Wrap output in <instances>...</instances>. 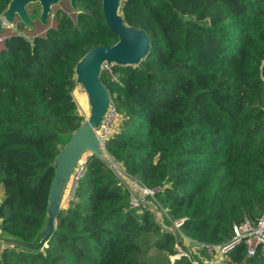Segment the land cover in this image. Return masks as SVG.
Instances as JSON below:
<instances>
[{"label": "trees", "instance_id": "1", "mask_svg": "<svg viewBox=\"0 0 264 264\" xmlns=\"http://www.w3.org/2000/svg\"><path fill=\"white\" fill-rule=\"evenodd\" d=\"M8 1L0 0V13ZM81 2L76 18L59 11L42 35L2 40L4 236L30 242L41 229L54 158L86 118L72 95L75 64L118 41L101 0ZM122 13L150 47L138 65L102 73L118 120L104 156L154 190L148 200L168 215L133 206L112 163L89 153L47 244L38 251L5 244L0 264H152L141 257L150 240L170 256L183 246L179 220L204 247L197 263L184 254L172 264H264L243 241L222 262L206 249L264 212V0H123Z\"/></svg>", "mask_w": 264, "mask_h": 264}, {"label": "water", "instance_id": "2", "mask_svg": "<svg viewBox=\"0 0 264 264\" xmlns=\"http://www.w3.org/2000/svg\"><path fill=\"white\" fill-rule=\"evenodd\" d=\"M60 0H10L0 13V26L11 25L17 16L27 29L33 30L34 23L25 6L38 3L41 6L39 20L47 25L52 7ZM75 13L79 12L77 0H69ZM123 0H101L105 24L117 35L118 41L111 45H99L88 50L75 64V83L87 95L89 115L72 132L53 161L54 175L48 190L47 215L35 239L27 242L4 236L0 233V243L24 247L38 251L47 244L55 228L56 219L62 209V202L68 183L78 164L86 153L102 158L108 164L111 159L104 156V145L98 135L105 115L112 106L111 94L102 83L104 66H136L148 54L150 38L139 27L126 23L122 13Z\"/></svg>", "mask_w": 264, "mask_h": 264}, {"label": "built area", "instance_id": "3", "mask_svg": "<svg viewBox=\"0 0 264 264\" xmlns=\"http://www.w3.org/2000/svg\"><path fill=\"white\" fill-rule=\"evenodd\" d=\"M116 118H117V114L115 112L114 106L112 105L111 108L108 110L107 114L105 115L104 121L98 131V135L101 138L103 145L106 138L112 131V127ZM116 164L115 162L112 163V168L114 170H118ZM83 166L81 167L80 170L76 168L74 174L72 175L73 178L76 180V182L82 173ZM135 185H137L140 193L134 195L132 191L133 189L129 186V189L131 191V201H130L131 204L135 207L149 208L153 210V207L151 206V202L148 200V197L153 198L155 191L145 187L138 181L135 183ZM74 198L75 197L73 191L72 199ZM159 213L160 216L162 213L168 215L165 209H161ZM181 224H182L181 220L175 221L174 228L180 231ZM242 241L247 245V253L249 256L255 255L258 250L261 251V253L264 255V212L255 222L245 219L241 223L234 225L233 235L228 241H226L223 244H215V245L208 244L206 245V249L207 252L213 256V261L220 262L221 259H223L228 252H230ZM191 242H192L191 245L192 247L189 248L188 251H183L179 249L175 255L170 256L173 262L175 259L179 258L181 255L184 254L188 255L189 257L190 254L192 253H194L195 255L196 254L199 255L198 251L204 246L201 243L195 241H191ZM190 258H193V262L197 263V260L194 259V256Z\"/></svg>", "mask_w": 264, "mask_h": 264}, {"label": "rangeland", "instance_id": "4", "mask_svg": "<svg viewBox=\"0 0 264 264\" xmlns=\"http://www.w3.org/2000/svg\"><path fill=\"white\" fill-rule=\"evenodd\" d=\"M35 6L33 5H29L28 9L29 11H31L30 13L33 15L34 18H36L37 13H39V7L37 6V12H32V9ZM59 7H62L64 9H66L67 11H70V15L74 18H76L77 13L72 12L71 10H69L68 6H67V2L66 0H62L59 4ZM83 9V5H80V10ZM56 25V21L52 19V17L50 16L49 18V22L47 25H42L39 22H36V26L34 27L33 30H29L26 28V26L20 21V19L16 16L14 22L11 25H7V26H0V49L4 46L3 44V38L10 36L14 33H19V34H24L25 36H27V38H32L35 35H42L46 32V30L48 29V27L51 26H55ZM105 69H108L109 71L111 70V66H104L103 71ZM72 95L75 98L81 113H83L85 115V117H87L89 115V104H88V99H87V95L84 92V90L80 87V86H76L73 91H72ZM118 125V120L116 119L114 121L112 130L115 129ZM99 131V130H98ZM97 131V132H98ZM89 153H86L84 155V157L82 158V160L80 161V163L77 166V169L80 170L81 167L84 165V162L87 158V155ZM116 164V163H115ZM117 165V169L118 170H114L117 175L123 179V181H125L128 186L131 185L134 186V184L137 182V179L134 177L129 176L126 172H124L120 166L118 164ZM115 166V165H114ZM116 169V168H115ZM76 187V180L73 178V176L71 177L68 186L66 188L65 191V195H64V199L62 202V207H66L68 204V201L72 199V194L74 191V188ZM134 195L138 193V191L134 188H132ZM4 196V192H3V188L2 186H0V201ZM153 203H151V206L153 207L154 210V214L157 217V219L159 218V209H156V206ZM162 221V219L160 220ZM170 228V227H168ZM176 233L183 239V246H179L178 248L183 250V251H188L189 248H191L192 246V242L190 241V239L185 235V233L183 231H178L176 230ZM5 246V244H1L0 243V248ZM195 254L192 253L190 254V257H193ZM141 257L143 260L149 261L152 264H167V263H171L172 264V259L170 258V255H167L165 252L159 250L155 245L153 240H150L148 243H146L143 247L142 250V254ZM223 259H221L222 262Z\"/></svg>", "mask_w": 264, "mask_h": 264}, {"label": "flooded vegetation", "instance_id": "5", "mask_svg": "<svg viewBox=\"0 0 264 264\" xmlns=\"http://www.w3.org/2000/svg\"><path fill=\"white\" fill-rule=\"evenodd\" d=\"M9 1H10V0H9ZM9 1H8V3H9ZM61 1H62V0H60L56 5H54V6L52 7V12H51V13L49 14V16H48V22H49V18H50V16L52 17L53 20L56 21V17H55V15H56V13L59 12V11L67 12V13H69V14L71 13L70 11H67V10L64 9V8L59 7V4H60ZM66 2H67V6H68L69 10H71L72 12H74L73 9H72V7H71V5H70L69 0H66ZM77 4H78V6H79V11H81V10H80V5H82L81 0H77ZM7 5H8V4H7ZM29 5H33V6H35V7L32 9V12H35V13L37 12V6L39 7V13H37L36 18H34L33 15L30 13L31 11H29V9H28V6H29ZM29 5L25 6V9H26V12H27L28 16H29L30 19L33 21V23H34V27L36 26V22H39L40 24H42V23L40 22V20H39L40 11H41V6H39L38 3H35V4H29ZM15 18H16V17H15ZM47 24H48V23H47ZM48 28H49V27H48Z\"/></svg>", "mask_w": 264, "mask_h": 264}, {"label": "crops", "instance_id": "6", "mask_svg": "<svg viewBox=\"0 0 264 264\" xmlns=\"http://www.w3.org/2000/svg\"><path fill=\"white\" fill-rule=\"evenodd\" d=\"M24 35V34H23ZM25 36V35H24ZM27 37V36H26Z\"/></svg>", "mask_w": 264, "mask_h": 264}]
</instances>
